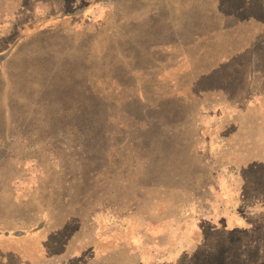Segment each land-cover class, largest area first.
<instances>
[{
	"label": "rangeland",
	"instance_id": "374dc122",
	"mask_svg": "<svg viewBox=\"0 0 264 264\" xmlns=\"http://www.w3.org/2000/svg\"><path fill=\"white\" fill-rule=\"evenodd\" d=\"M1 57L0 264H264V0H0Z\"/></svg>",
	"mask_w": 264,
	"mask_h": 264
},
{
	"label": "crops",
	"instance_id": "0c3cea01",
	"mask_svg": "<svg viewBox=\"0 0 264 264\" xmlns=\"http://www.w3.org/2000/svg\"><path fill=\"white\" fill-rule=\"evenodd\" d=\"M7 59H8V58H6V57H5V58H2V57H1V58H0V66H2V65H3V62H6Z\"/></svg>",
	"mask_w": 264,
	"mask_h": 264
},
{
	"label": "trees",
	"instance_id": "16d2710c",
	"mask_svg": "<svg viewBox=\"0 0 264 264\" xmlns=\"http://www.w3.org/2000/svg\"><path fill=\"white\" fill-rule=\"evenodd\" d=\"M138 83L142 84L141 82H138ZM127 138H128V137H127Z\"/></svg>",
	"mask_w": 264,
	"mask_h": 264
}]
</instances>
